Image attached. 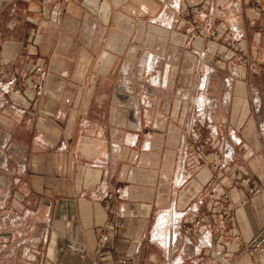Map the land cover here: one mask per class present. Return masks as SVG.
<instances>
[{
  "label": "crops",
  "instance_id": "1",
  "mask_svg": "<svg viewBox=\"0 0 264 264\" xmlns=\"http://www.w3.org/2000/svg\"><path fill=\"white\" fill-rule=\"evenodd\" d=\"M13 75L0 264H264V0H0Z\"/></svg>",
  "mask_w": 264,
  "mask_h": 264
},
{
  "label": "built area",
  "instance_id": "2",
  "mask_svg": "<svg viewBox=\"0 0 264 264\" xmlns=\"http://www.w3.org/2000/svg\"><path fill=\"white\" fill-rule=\"evenodd\" d=\"M256 4L260 3V0H254ZM189 9L194 17H198L201 13V7L199 6H189ZM212 36H216L218 39L219 38H224L226 42V46L232 49L237 50L238 52L242 53V62L241 64L244 65L247 61V57L244 56L243 54V49H242V40L239 36L233 35L232 33H228L226 30H219V31H213ZM212 46H207L206 51L207 53H212L213 52ZM220 57L223 59L224 56L220 55ZM40 70L39 67L36 68V71ZM16 81V76L13 75L11 76L7 83L5 84H0V87L6 91H11L14 94L19 93V89L14 87V83ZM224 198H227V195H223ZM218 207H222V203L219 202ZM219 217H226L228 214L226 212H221L218 215ZM107 236H103V239H106ZM230 240L229 239H224L222 241L223 246L229 245ZM243 252L252 257V256H261L264 254V226L260 228L256 233H254L245 243ZM216 255L221 254V250H216ZM131 263V256L128 254H125L117 259V264H130Z\"/></svg>",
  "mask_w": 264,
  "mask_h": 264
},
{
  "label": "bare ground",
  "instance_id": "3",
  "mask_svg": "<svg viewBox=\"0 0 264 264\" xmlns=\"http://www.w3.org/2000/svg\"><path fill=\"white\" fill-rule=\"evenodd\" d=\"M169 217H170V213L169 214H161L158 218V224L160 226H165L168 222ZM157 227H159V226H157Z\"/></svg>",
  "mask_w": 264,
  "mask_h": 264
},
{
  "label": "rangeland",
  "instance_id": "4",
  "mask_svg": "<svg viewBox=\"0 0 264 264\" xmlns=\"http://www.w3.org/2000/svg\"><path fill=\"white\" fill-rule=\"evenodd\" d=\"M218 9L220 10L221 8L219 7ZM212 30L217 31V29L214 28V27L212 28ZM219 30H226V29H225L224 27H220V28L218 29V31H219ZM219 39H220L221 42H223V43L225 42L224 38H219ZM238 53H239V52H238ZM258 77H259V76H257V75L255 76L256 79H257ZM173 221H175V219H174Z\"/></svg>",
  "mask_w": 264,
  "mask_h": 264
}]
</instances>
